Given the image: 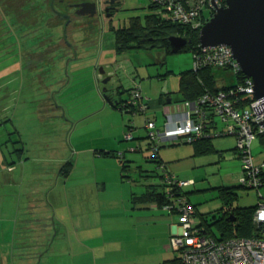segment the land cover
Segmentation results:
<instances>
[{
	"label": "rangeland",
	"instance_id": "374dc122",
	"mask_svg": "<svg viewBox=\"0 0 264 264\" xmlns=\"http://www.w3.org/2000/svg\"><path fill=\"white\" fill-rule=\"evenodd\" d=\"M48 1L36 0L42 4L39 9L42 14L35 26L24 31L27 34L23 33L20 37L18 25L9 30H1L8 31L4 37L0 36V169H4V173H0V197L5 200V239L8 234L10 236L8 231L10 225H13V218L12 222H8L7 217L9 214L14 216L19 199L21 201L18 207L22 212L24 208L21 205L28 197L44 199L49 191L47 186H50L46 180L48 181V176L51 175L52 167L58 166L56 158L63 157L61 164L67 157L72 159V147L78 142H81L83 147L91 145L92 150H99L100 145L115 140L121 144L120 148L114 149L117 153L125 151V156L135 159V163H132L130 168L127 166L121 176L118 174L120 158L109 157L113 165L118 167L117 174L116 170L112 172L109 169V164L100 162L103 164L101 170L107 167L104 176L108 181L105 190L99 194L102 198L117 199L119 203L121 191L126 193L131 189L139 192L147 183L157 184L161 188L162 170L154 162L146 160L148 152L128 149L140 140L136 136L146 135L142 127L144 115L125 112L113 107L104 99L99 68L104 71L116 69L118 78L124 83L123 87L128 86L130 78L135 76L142 94L154 103L162 93L167 98L175 99L179 96L180 73L192 66V53L187 50L171 52L165 47L154 46L132 47L121 53L115 51V28L128 26L134 16L143 22L145 14L149 11V0H119L112 13H96L92 23L80 22L82 16H76L73 22L66 26L65 35L64 26L60 24L49 27L58 21L49 5L45 6ZM204 14L206 17L210 16L206 9ZM8 16L6 19L12 21L11 14ZM2 18L3 13L0 10V20ZM110 91L122 99L127 96L126 92L117 95L115 87H111ZM149 113L151 116L152 111ZM155 113L157 125H162L165 119L164 110L158 108ZM66 120L70 126H67ZM127 124L132 125L131 132L135 136L132 140L124 138L125 133L129 131ZM218 128H223L221 120L218 121ZM79 134L80 137L75 138ZM212 140L215 146L222 150V156L215 152L201 157L189 173L181 171L174 174L180 179L193 178L190 180L194 183L184 187V190L189 191V199L201 207L198 208L200 212H213V216L217 218L218 209L224 201L218 187L224 185L229 186V190L236 194L234 205L255 206L259 200L264 199V185L259 187L258 191L240 185L242 159L231 149L235 145V137L232 134H221ZM188 145L190 143L165 144L160 149L189 147ZM251 153L255 164L264 161V147L257 137L251 143ZM167 155L170 163L180 160L173 159L176 156L173 150L167 152ZM81 159L87 158L81 155L80 163L75 167L70 181L81 178ZM74 160L75 156L73 164ZM9 164L17 167L14 178L16 184L13 185L4 184V176H11L6 170ZM135 164H141L143 167L140 177L135 171L138 170ZM100 175H103V172ZM31 180L34 185L26 192L24 184ZM52 180L54 184L55 178ZM62 181L63 177L60 175L58 183L48 194L50 200L55 197L56 211L59 213L61 209L58 207V201H62L60 198L64 192ZM108 202L110 208L117 206L114 201ZM43 208H46L45 203L35 209ZM208 215L209 222L212 223V214ZM211 228L210 235H221L215 225ZM154 238L155 236H140L133 242V264H180L177 261L165 263V259L179 258L180 254L172 246L166 249L163 241ZM128 259L129 257L126 258ZM125 263L128 264L127 261Z\"/></svg>",
	"mask_w": 264,
	"mask_h": 264
},
{
	"label": "crops",
	"instance_id": "0c3cea01",
	"mask_svg": "<svg viewBox=\"0 0 264 264\" xmlns=\"http://www.w3.org/2000/svg\"><path fill=\"white\" fill-rule=\"evenodd\" d=\"M170 99L171 101L167 102L165 96V103L162 104L160 97L157 100L155 99L154 103L149 98L151 116L155 120L157 118L155 111L158 108L163 109L165 112L176 110L177 106L182 105V101H173L172 97ZM66 123L67 126H70L69 121L66 120ZM78 137H80V134L76 135L75 138ZM140 143L144 144V140L140 139ZM120 146V143L118 144L113 140L110 143L100 145V149L114 150L120 148ZM188 146L166 150L160 149L159 158L161 162L158 166L162 172L168 170L173 174H178L181 171L189 173V170L197 165L199 158L207 157L215 152L220 153V156L223 155L222 150L215 146L213 140L212 149H215L214 152H206V145L190 143ZM92 148L91 145L81 146V142H78L77 145L75 143L72 147V159L69 158L73 163V157L75 156L74 164L66 176L62 175L64 192L60 198L62 201H58L61 213L58 210L56 211L55 197L53 196L50 200L48 194L60 178L61 160H64L62 156L56 158L58 166L52 167L51 175L48 176V181L46 180V183H50V186H47L49 191H47L46 197L44 199L31 197L23 199L24 202L21 206H23L24 212L18 207L21 201L19 199L14 216L9 214L7 217L8 222H12L13 218V225H10V230L8 229L10 236L7 233L6 239L5 215L3 213L5 200L0 197V264H114L116 262L126 264L125 261L128 264H133L134 256L131 254L133 242L135 243L140 236H143V238L155 236L154 239L163 241L166 249L171 246L170 237L180 230L178 216L158 207L155 201L135 198L134 196L140 194L145 186L139 192L131 189H128L126 193L121 191L122 197L119 198V203L117 199L102 198L99 194L102 190H105L108 181L104 176L107 167L101 170L103 164H100V162L109 164V169L112 172L116 170V174L118 167L116 168L112 159L109 158L112 156H102L97 153V149L92 150ZM170 150L175 152L176 156L173 159H180L179 161L169 162L167 152L169 153ZM81 155L87 158L86 160L81 159V168H83L81 178L70 181L75 167L80 163ZM133 160H135L133 157L125 156L128 168L131 167L132 163H135ZM119 164L120 172L118 174L121 176L120 161ZM136 165L135 167L138 170L135 171L139 173L138 176L140 177L142 175L140 170H143V167L141 164ZM16 169V165H8L6 170L11 173V176H4V184H16L14 180ZM2 172L4 173L3 168L0 169V173ZM102 172L103 175H100ZM98 173L99 175H96ZM53 178L56 180L54 184H52ZM188 179L193 178L189 177L185 180ZM117 183L125 185L123 182ZM33 185L32 180L24 184L25 191L27 192ZM156 186L158 185L156 184ZM40 191L42 192V190ZM108 201H114L117 206L110 208ZM43 203L46 204V208L42 210L35 209ZM198 208L201 207L197 205L198 213H207L200 212ZM112 216L113 219H111ZM32 232L34 233L32 234ZM128 257L129 259L126 260Z\"/></svg>",
	"mask_w": 264,
	"mask_h": 264
},
{
	"label": "built area",
	"instance_id": "2783aa9c",
	"mask_svg": "<svg viewBox=\"0 0 264 264\" xmlns=\"http://www.w3.org/2000/svg\"><path fill=\"white\" fill-rule=\"evenodd\" d=\"M151 2L156 12H167L173 20L190 28L202 26L201 15L204 8L214 10L212 0H151ZM214 3L222 6L220 0H214ZM191 53L193 69L212 66L226 68L232 72L241 71L229 45L199 44ZM100 69V82L104 76H110L106 84L101 82L108 88L106 93L113 94L110 91L111 87H115V90L119 87L127 89L126 99L116 97V100L119 99V103L125 106L124 111H129L133 107L135 113L144 115L142 127L150 142L151 152L158 151L161 144L191 143L221 134H232L236 139L238 156L242 159L240 185L255 188L257 191L262 186L261 172L264 169V161L258 164L253 162L251 143L259 133L264 132V100L254 96L251 77L241 71L243 77L236 81L234 86L215 92L206 91L195 100L182 101V105L177 106L176 110L165 111L162 125H157L155 119L147 115L150 110L149 97L142 94L135 76L130 78V82L128 80V86L123 87L124 83L118 78L116 70H107L102 74ZM215 118L217 123L221 120L224 129L211 127L210 124L214 123ZM131 128L132 125L124 135L127 140L133 139ZM137 147L138 145L129 146L128 149L134 151ZM163 172L164 179L177 187L192 182L175 178L168 170ZM165 208L178 212L180 230L170 237V244L179 252L180 264H264V199L257 202L252 215L253 221L259 226V234L251 237L217 239L210 234L201 233L196 227L195 208L184 196H178L172 204L165 205Z\"/></svg>",
	"mask_w": 264,
	"mask_h": 264
},
{
	"label": "trees",
	"instance_id": "16d2710c",
	"mask_svg": "<svg viewBox=\"0 0 264 264\" xmlns=\"http://www.w3.org/2000/svg\"><path fill=\"white\" fill-rule=\"evenodd\" d=\"M31 1V0H30ZM29 0H0V10L3 13V18L0 20V36L3 37L8 33L1 32L3 29H11L18 25V34L21 35L24 33L25 30L30 29L34 24H36L37 20L41 17L42 10H39L42 4L36 2L34 0L32 3ZM30 2V3H29ZM221 4H225V0H220ZM37 3L39 4L37 6ZM49 5L48 3L45 6ZM149 11L144 16V21L142 22L141 19L137 16L131 18L129 25L124 27L115 28V51L117 53L124 52L132 47H144L150 48L154 46L165 47L167 51H171V47L168 41V36L170 35H182L186 36L190 39V42L182 49L192 52L194 49L199 47V28H190L189 26L182 25L171 18L169 13L161 11L156 12L155 6L153 2H149ZM207 10L210 15L213 13V10H208L207 8L203 9L201 18L202 23H204L209 17H206L204 14V10ZM11 14L12 21H8L6 18ZM9 17V16H8ZM5 19V20H4ZM52 21V20H51ZM8 22V23H7ZM59 23L51 26H56ZM35 26V25H34ZM35 28V27H34ZM33 28V29H34ZM48 28V26H47ZM29 33V32H28ZM27 34L24 33L23 35ZM1 38V37H0ZM34 40V39H33ZM181 50V51H182ZM243 77V73L239 70L238 72H232L226 68L220 67H212V66H202L197 69L191 68L186 69L180 73V86H179V96L172 100L175 101H186V100H195L201 94L206 91L215 92L219 89H227L230 86H234L236 81ZM220 82V83H219ZM116 91V90H115ZM122 92H126L128 95V90L121 87L117 88L116 94H121ZM102 95L103 92L101 91ZM113 94L108 95L112 101V106L117 107L120 110H123L125 106H122L119 103V99L116 100V95ZM104 97V96H103ZM119 97V96H118ZM120 98V97H119ZM122 99V98H121ZM126 99V97H125ZM165 95L162 93L160 96V101L162 104L165 103ZM150 107V106H149ZM134 108L125 110V112L133 113ZM150 110L148 111V115L150 116ZM135 113V112H134ZM152 117V116H151ZM155 119L154 117H152ZM214 123H211V127H217V118L213 120ZM127 127H130V124H127ZM135 136H133L134 138ZM138 139L144 140V144L140 143V140L136 142L138 145L137 149L134 151H143L146 150L149 156H146L148 161H152L156 164L157 167L160 164L159 158V150L160 147L165 145L161 144L158 148V151L155 153L149 150V140L147 135L145 136H136ZM262 147H264V132L259 133L256 136ZM255 137V138H256ZM192 144H200L202 146L206 145V152H214L215 149H212V138L207 139H199L196 141L191 142ZM233 152L235 154H239L236 149V142L233 147ZM119 152H122L121 154ZM118 153L115 150H98L102 156H112L116 158H120L121 163V170H125L127 168L126 161L124 158L125 151H119ZM220 154V153H219ZM123 158V159H121ZM73 163L71 159H67L65 162L61 164L59 173L63 176H66L72 167ZM141 169V168H140ZM140 171H143L142 169ZM262 185H264V169H262ZM164 172L161 174L162 178V187L156 186V184H146L144 190L134 196L138 199L148 200V201H155L158 207L166 210L169 213H174L177 215V211L174 209L170 210L165 208V205L172 204L174 199L178 196H184L186 201L190 203L195 208L196 214V227L199 228L201 233L203 234H211L212 232V225H215L218 230L220 231L221 235L216 237V235H212L217 239H227L231 237H251L254 235H258L259 226L253 221L252 215L254 209L257 205L252 207H244L234 205V198L236 194L229 190V186L222 185L218 187L221 191V195L224 198L223 205L218 209V217L216 218L213 212L207 213H198L196 207L197 205L194 204L188 197V192L184 190V187L193 183L190 182L186 185L177 187L175 184H169L163 176ZM175 176V175H174ZM175 178H177L175 176ZM180 179V178H178ZM185 180V179H183ZM170 190L171 195L168 194V190ZM212 214L213 221L212 223L209 222L208 214ZM212 224V225H211ZM177 261L180 263L179 258H173L165 260L164 262L171 263Z\"/></svg>",
	"mask_w": 264,
	"mask_h": 264
},
{
	"label": "water",
	"instance_id": "95a60500",
	"mask_svg": "<svg viewBox=\"0 0 264 264\" xmlns=\"http://www.w3.org/2000/svg\"><path fill=\"white\" fill-rule=\"evenodd\" d=\"M199 29L201 46L226 44L231 47L233 57L241 71L253 80L254 96L264 100V0H225L218 6ZM93 14V11H82ZM67 23L64 26V35ZM171 52L181 51L189 42L186 36L170 35ZM100 72L104 74L101 68ZM109 75L101 79L106 84ZM107 86L101 88L104 99L112 105ZM167 102L171 99L167 98Z\"/></svg>",
	"mask_w": 264,
	"mask_h": 264
},
{
	"label": "flooded vegetation",
	"instance_id": "af4514ba",
	"mask_svg": "<svg viewBox=\"0 0 264 264\" xmlns=\"http://www.w3.org/2000/svg\"><path fill=\"white\" fill-rule=\"evenodd\" d=\"M48 4L55 19L63 26L65 23L67 25L72 23L76 16H82L80 22L92 23L96 13L107 15L112 13L117 8L119 0H49ZM84 10L93 11V14L89 12L82 14Z\"/></svg>",
	"mask_w": 264,
	"mask_h": 264
}]
</instances>
